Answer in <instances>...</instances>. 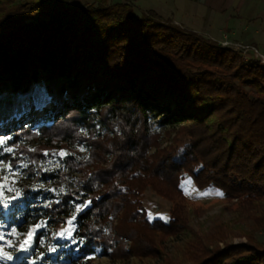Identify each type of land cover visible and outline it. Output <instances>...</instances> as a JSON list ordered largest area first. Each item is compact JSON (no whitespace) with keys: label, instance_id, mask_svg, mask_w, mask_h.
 <instances>
[{"label":"trees","instance_id":"16d2710c","mask_svg":"<svg viewBox=\"0 0 264 264\" xmlns=\"http://www.w3.org/2000/svg\"><path fill=\"white\" fill-rule=\"evenodd\" d=\"M83 1L0 0L1 133L35 182L67 193L8 212L23 233L47 222L29 256L95 264L100 250L121 264H264V63L154 11L136 17L128 1ZM37 92L49 105L41 116ZM60 150L71 155L44 171ZM184 178L220 192L245 242L191 227ZM147 188L171 203L167 221L148 219ZM85 200L93 203L73 222L85 242L50 255L39 241Z\"/></svg>","mask_w":264,"mask_h":264},{"label":"rangeland","instance_id":"374dc122","mask_svg":"<svg viewBox=\"0 0 264 264\" xmlns=\"http://www.w3.org/2000/svg\"><path fill=\"white\" fill-rule=\"evenodd\" d=\"M67 1L68 4L73 7H78L82 5L84 2L83 0H67ZM109 1L111 3L128 1L133 6L136 17L151 10L156 12L163 20L172 21L175 25L180 26L185 30L193 31L190 29V26L179 21L178 18H181L180 16L177 17V14H180L181 12L179 13V10L176 9V7L179 6L181 3H184L185 6L187 5L189 6L190 2L188 0H109ZM260 23L261 22L259 19L254 20V25L257 26ZM241 24L243 25L240 26V28H244V25L247 24L245 18L242 19ZM193 32L198 33L196 31ZM198 34L201 35L200 33ZM258 38L259 37H256V39ZM209 39L216 41L221 46L224 41H228L232 43L233 46L230 47L242 53L246 58L256 57L257 59H259V57L254 56L252 52L245 51L246 50L245 46L253 47L258 50L259 54H264V39L256 40V43H258V47L254 43H251L249 41L235 40L229 38H224L221 40H215L212 38ZM235 46H239V47L235 48ZM262 63L264 62L262 61ZM36 91H38V88ZM34 100H35V106L37 107L35 109L36 110L35 114L38 116L43 115L44 112L49 109L48 102H45V99L38 92L35 93ZM40 104H41L40 106L41 109H39ZM1 131L2 130H0V136L8 137L7 134H3L1 133ZM9 155H13V154H5L4 156H0V159L8 160ZM15 160L13 161L15 165H19L20 163H22V162L16 163ZM60 160L61 159L58 155H53L52 158H49L41 163V168L44 171L56 169L57 168L56 164L59 163ZM22 172H23L22 177L15 178L17 180L15 186L21 189L23 196L15 202L9 201L11 206L8 209H5L3 207V202H0V225L3 226L0 227V231L9 232L10 228L15 226L13 222L8 223L7 220V215L10 209H16V207L21 203H23L25 200L34 201V204H36V202L38 204L41 203L44 204L46 203L44 201L50 199V196L53 195L52 192L47 191V189L52 188L50 182H45V183L35 182L33 180V176L30 175L26 169H23ZM12 179L14 178L9 177L8 180H4L3 177L0 176V184H4L5 194L7 196L13 195L12 193L6 192L7 187L11 185ZM36 184H43L44 188L33 190V186ZM182 188L184 194L186 195V198L189 201L190 207L187 210L189 223L195 231H198L201 234L208 232L213 233L221 230L220 233L226 234L228 241H232L233 243L245 242V239L243 237L238 236L239 226H245V224L242 223L240 218L236 217L232 212L226 209L227 203L222 199L221 194L217 195V193H220L218 190L214 188H207L202 191L197 190L189 178L183 179ZM202 193H207V195H203ZM142 202L149 220H153V219H159L163 221L168 220V211L171 205L169 201L162 199L161 197L157 196L151 189L147 188L144 192ZM74 213L75 210L72 212L70 217L65 219V221L59 228L55 230L52 229L50 235L44 238L43 241L45 247L48 248L50 245H59L57 251H61L62 249L61 247L65 243H67L68 245H73L69 241L54 238L52 236V233L58 232L63 227H66L67 220H69ZM17 223H19V221ZM225 224L227 225L228 230H226V228L224 227ZM20 233H21L20 238L22 239L23 235L26 233L23 232ZM256 236L258 240L264 241L263 234H257ZM17 247H18V242H17ZM6 250L8 249L6 248ZM99 251L100 250H96L95 253L96 254L95 264H121L118 261H111L106 255H102L101 253H99ZM51 254H53V252H50V255ZM12 255L14 256V259L12 261H0V264H34V262L35 264H50V263H45L40 259L37 261L32 259V257L29 256L30 255L29 252L14 251L12 252Z\"/></svg>","mask_w":264,"mask_h":264},{"label":"crops","instance_id":"0c3cea01","mask_svg":"<svg viewBox=\"0 0 264 264\" xmlns=\"http://www.w3.org/2000/svg\"><path fill=\"white\" fill-rule=\"evenodd\" d=\"M188 1L189 6L181 3L176 7L181 12L177 17L180 16L179 21L202 36L215 40L229 38L249 41L257 47L256 40L264 39V0ZM244 18L247 24L240 28ZM255 19L261 22L257 26L254 25Z\"/></svg>","mask_w":264,"mask_h":264},{"label":"snow or ice","instance_id":"6c2138e0","mask_svg":"<svg viewBox=\"0 0 264 264\" xmlns=\"http://www.w3.org/2000/svg\"><path fill=\"white\" fill-rule=\"evenodd\" d=\"M99 127V126H98ZM39 133H37L38 135ZM11 137H2L0 136V156H4L5 154H13L15 152L14 147L10 146L9 142ZM79 150L81 152L86 151L83 145L80 146ZM29 151H35L34 149H29ZM45 156H48L49 153L45 152ZM54 155H58L61 161L64 160L66 156L71 155L64 150H60L58 153H54ZM16 157L14 155H9L8 160L0 159V176L3 177L4 180H8L9 177H13L11 181V185L7 187L6 192L12 193L13 195L7 196L5 194L4 184H0V202H3V207L8 209L11 204L10 202H15L19 198L23 196V193L19 187H16L17 180L15 178L23 176V169H27L29 167L28 162H22L19 165L14 164V160ZM87 159V157H85ZM51 162V161H50ZM36 161H32V164H35ZM63 165L60 163L56 164L57 168L62 167ZM47 170V169H45ZM43 184H36L33 186V190L43 189ZM54 194H67L64 187H60L58 190L56 188L47 189ZM203 195H207V193H202ZM220 195V193H217ZM79 199V196L76 197ZM10 201V202H9ZM59 200H56L55 203H59ZM52 202L45 205L48 207ZM91 200H85L83 203L77 204L75 206V213L71 216L69 220H67V226L63 227L60 231L52 233V236L57 239H63L69 241L71 244L76 245L78 243L83 244L85 241L77 240L74 237L75 225L74 221L77 220L78 214L82 213L85 209L89 208L92 205ZM46 221H41L40 223H36L34 227L29 228L26 231V234L23 235L21 239V233L18 231V228L13 226L10 228L9 232L0 231V261H12L14 256L12 252L20 251V252H31L33 250V244L35 242V237L37 236L38 230L41 228L47 227ZM0 227H3L0 225ZM18 242V247H17ZM39 243L42 245L44 243L43 240H40ZM59 245H50L48 247L49 252H56ZM6 248L8 250H6ZM35 264V262H34Z\"/></svg>","mask_w":264,"mask_h":264},{"label":"built area","instance_id":"2783aa9c","mask_svg":"<svg viewBox=\"0 0 264 264\" xmlns=\"http://www.w3.org/2000/svg\"><path fill=\"white\" fill-rule=\"evenodd\" d=\"M222 46L223 47H230V46H233V44L232 43H230V42H228V41H224L223 43H222ZM237 47H239V46H235V48H237ZM246 47V50L245 51H250V52H252L253 53V55L254 56H258L259 57V59H260V61H263L264 62V54H259L258 53V50L257 49H255V48H253V47H247V46H245ZM231 48V47H230ZM250 48H251V50H250ZM256 58V57H255ZM44 99H45V97H43Z\"/></svg>","mask_w":264,"mask_h":264}]
</instances>
